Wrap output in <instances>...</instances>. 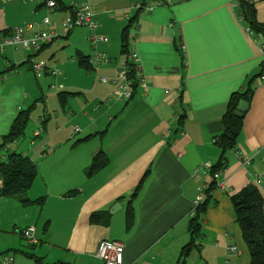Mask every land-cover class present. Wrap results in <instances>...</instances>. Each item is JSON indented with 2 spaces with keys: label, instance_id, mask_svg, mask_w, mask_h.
<instances>
[{
  "label": "crops",
  "instance_id": "obj_1",
  "mask_svg": "<svg viewBox=\"0 0 264 264\" xmlns=\"http://www.w3.org/2000/svg\"><path fill=\"white\" fill-rule=\"evenodd\" d=\"M60 2L48 11L41 0L0 1V34L27 26V36L46 30V16L60 25L75 3L86 2L97 32L109 38L94 47L88 27L79 26L65 41L36 53L0 48V144L20 113H33L43 101L40 128L28 145L15 142L0 149V158L28 155L37 176L27 196L44 197L42 206L0 197V234L11 236L0 251L14 252L11 264H101L97 246L108 239L124 244L127 264H178L193 238L192 217L211 187L183 264H250L231 196L254 184L264 198V35L243 9L249 2L257 22L264 23V0H161L150 10L136 7L143 0ZM132 52L145 85L137 81L133 97L121 100L114 80ZM81 56L89 59V68ZM32 58L49 68L40 78ZM50 68L61 73L53 75L56 82L45 83L42 76L52 75ZM41 80L46 88L50 84L47 91L59 89L55 118ZM249 87L250 106L236 147L225 152L220 187L212 168L195 170L205 163L217 166L222 149L215 139L224 130L231 98ZM101 151L108 162L90 176L87 170ZM203 191L205 200L196 205ZM116 203L121 206L112 210ZM29 226L38 243L26 249ZM29 252L42 263L25 255Z\"/></svg>",
  "mask_w": 264,
  "mask_h": 264
},
{
  "label": "trees",
  "instance_id": "obj_2",
  "mask_svg": "<svg viewBox=\"0 0 264 264\" xmlns=\"http://www.w3.org/2000/svg\"><path fill=\"white\" fill-rule=\"evenodd\" d=\"M57 1L58 4L61 5L60 0ZM143 3H146L145 0H143ZM250 7L251 4L249 2H243L245 17L249 20L251 26L254 30H256V32L264 35V23L257 22L253 15V10ZM129 25H131V23ZM126 41L127 37L125 36L124 42L126 43ZM124 47H126V45ZM127 62L129 66V75L134 79L133 87H136V63L131 60H127ZM80 63L86 68L91 66L89 59L86 57L81 56ZM252 93L253 88L249 87L245 92L235 93L231 98L229 107L224 116V130L217 136L216 141L222 149V157L217 166H212V174L216 171L224 170V167L226 166V160H224L226 157L225 152L236 147L238 137L243 127V118L237 116L235 111L241 101H251ZM31 112L32 110L29 109L27 111H22L19 114L9 133L3 138V141L0 144V149H8L11 144L20 142L24 138L25 129L31 118ZM107 162L108 157H106L105 153L102 151L99 152L94 157L91 166L87 170V174L90 176L93 175L104 167ZM36 176L37 165L26 154L12 152L5 159L0 158V197L15 198L25 205L36 203L42 206L44 203L43 196L35 200H32L27 196V191L31 188ZM210 190L211 187L208 190V198ZM208 198L204 203L197 207L195 215L192 217L191 233L193 238L183 247L178 264L184 263L187 254L191 250L192 246L195 245V236L200 231V218L207 208ZM231 200L235 209L236 220L241 227L243 238L250 251V264H264V198L261 191L256 185L249 184L236 194L232 195ZM128 211V220H130L133 215L132 207L129 206ZM28 243L31 248H34L38 241L36 243L28 241ZM25 255L32 257L38 263H42L41 259L34 253L29 252L25 253Z\"/></svg>",
  "mask_w": 264,
  "mask_h": 264
},
{
  "label": "built area",
  "instance_id": "obj_3",
  "mask_svg": "<svg viewBox=\"0 0 264 264\" xmlns=\"http://www.w3.org/2000/svg\"><path fill=\"white\" fill-rule=\"evenodd\" d=\"M9 2L12 0H0ZM45 3L48 11L56 9L59 4L57 0H41ZM161 0H153L148 3L139 2L136 4L137 8L141 10H150L154 5L160 4ZM73 10L71 14L67 15L62 19L60 25L52 22L51 19L46 16L43 19V22L47 26L46 30H37L32 32L30 36H27L26 31L29 30V27H17L13 28L11 31L5 34H0V48L5 46H12L15 48H28L35 51V53L48 43L56 42L60 37H66L70 32L79 26H86L89 29L88 40L94 47H97L99 42H107L109 38L105 35H102L97 32L98 24L94 18V12L91 7L86 2L75 3L73 5ZM264 47V46H263ZM99 59L103 60V56H99ZM97 57V59H98ZM128 59L136 63V69L139 68V57L136 53L132 52L128 56ZM31 66L34 72L38 77L48 68L47 65L40 61H35L31 59ZM49 69V68H48ZM50 73L52 75L60 74L61 72L57 69L50 68ZM261 80H264V76L261 77ZM137 81L145 85L144 77L138 75L137 70ZM103 82H106V79L103 78ZM116 83L117 96L121 100H129L133 97V83L134 79L129 75V66L127 60L121 65L117 76L114 80ZM42 131H38L36 134H39ZM217 138L215 139V142ZM246 163H250V160H245ZM205 167L207 169L212 168L210 163H205L199 166L195 173H197L200 168ZM213 178L217 181L220 187H224V181L221 180V170L216 171L213 174ZM255 183L259 184L261 182L260 178L254 180ZM205 192L203 191L199 197L196 199V205H199L205 200ZM24 235L27 240L31 243H36L37 238L35 236V227L29 226L24 230ZM230 251H235L236 247L231 246ZM124 251L125 246L122 242L116 240L103 239L98 243L96 255L101 260V264H127L124 260ZM13 257L9 254H5L0 258V264H11ZM133 264V263H129Z\"/></svg>",
  "mask_w": 264,
  "mask_h": 264
},
{
  "label": "rangeland",
  "instance_id": "obj_4",
  "mask_svg": "<svg viewBox=\"0 0 264 264\" xmlns=\"http://www.w3.org/2000/svg\"><path fill=\"white\" fill-rule=\"evenodd\" d=\"M60 41H65V39H63V37H60L59 38ZM66 48L67 47H61V51L64 50L66 51ZM34 71V70H33ZM35 73V72H34ZM36 75V73H35ZM40 78V77H39ZM42 79L43 81H45V83H53L55 81L54 79V76L53 75H49V76H46V74H44L42 76ZM56 82V81H55ZM40 84L42 85L43 87V90H42V94H45V96H48V108L50 109V111L53 113V117L55 118L54 116V108L59 105V97H58V92H59V89H55V88H51V90L47 91L48 88H50V84L49 86L47 85V88L43 86V82L42 80L40 81ZM46 99V97H45ZM43 107V101L41 100V103L40 105L37 106V109L35 108L33 110V113H31V118L27 124V127H26V133H25V136L24 138L19 142V146H25V145H28V143L31 141L32 139V136H33V132L35 130V128H38L39 127V121H38V117H37V114L40 113V110L42 109ZM55 122V121H54ZM40 128V127H39ZM20 150V149H19ZM11 236L9 234H4V233H1L0 234V246L1 244H5L6 242H8L10 240ZM23 244L26 246V242L23 240ZM29 248L31 249V246L28 245L26 246V249ZM9 250V251H7ZM4 253L0 255V258L5 255V254H9L10 256L13 257V251H10V249H4L3 250ZM3 251H0L1 253Z\"/></svg>",
  "mask_w": 264,
  "mask_h": 264
},
{
  "label": "water",
  "instance_id": "obj_5",
  "mask_svg": "<svg viewBox=\"0 0 264 264\" xmlns=\"http://www.w3.org/2000/svg\"><path fill=\"white\" fill-rule=\"evenodd\" d=\"M249 106H250L249 102H247V101H241V102L239 103V105H238L236 111H235V114H236L237 116L242 117V116H243V113H245V112L248 110ZM120 206H121V204L116 203V204L112 207V210H115L116 208H119Z\"/></svg>",
  "mask_w": 264,
  "mask_h": 264
}]
</instances>
